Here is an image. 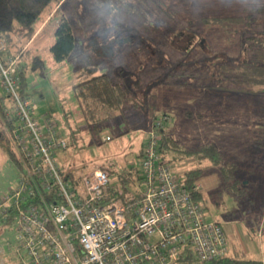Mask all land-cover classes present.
I'll use <instances>...</instances> for the list:
<instances>
[{
	"label": "rangeland",
	"instance_id": "1",
	"mask_svg": "<svg viewBox=\"0 0 264 264\" xmlns=\"http://www.w3.org/2000/svg\"><path fill=\"white\" fill-rule=\"evenodd\" d=\"M160 1L168 13L163 19L168 17L167 20L152 22V27L157 26L155 30L150 28L152 38L139 39L147 44L146 51H151L149 47H152L151 55L142 60V56L129 54L137 62L133 64L124 50L125 55L113 60L114 64L127 60L123 69L119 66L112 71L126 82L129 92L115 124H106L97 134L91 135L90 125L78 107L73 85L76 75L89 67L86 60L92 56L84 50L86 40L77 34L69 57L63 61L54 59L48 38L55 18L32 44L22 48V55L18 57L24 66L25 94L33 107V116L41 122L54 124L57 134L67 142V147L57 154L65 169L87 173L98 167H108L112 172L110 183L117 184L118 175L137 164L138 152L152 119L167 114L172 120L166 132L178 146L190 149L210 143L223 154V163L218 167L222 174L220 187L203 191L201 202L207 219L219 222L242 213L249 216L248 224L260 229V218L264 217V69L239 65L232 72L234 78L228 79L221 65L236 67L240 62L236 60L233 64L232 58H246L244 37L261 32L264 0ZM133 2L136 1L126 0L125 3ZM149 13L154 11L151 9ZM113 15L111 13L109 18ZM241 15L243 23L211 20ZM154 18L152 15L151 19ZM175 38L179 41L175 46L181 50L174 49ZM128 40L121 39L122 42ZM225 56L231 59L227 62ZM5 94L0 75V96ZM4 108L12 112L13 105L5 100L0 109V117L7 119ZM11 131L12 128L9 133L6 130L9 144H13ZM106 135L111 140L102 142ZM192 161L171 160L169 163L176 173L183 175L193 167ZM207 163L204 161L202 166ZM226 164L235 165L234 174H224L222 168ZM22 166V162L11 160L0 142V194L15 187ZM213 168L204 167L202 176L211 173ZM133 186L130 185L132 190ZM15 226V219L0 223V264H23L16 252Z\"/></svg>",
	"mask_w": 264,
	"mask_h": 264
},
{
	"label": "built area",
	"instance_id": "2",
	"mask_svg": "<svg viewBox=\"0 0 264 264\" xmlns=\"http://www.w3.org/2000/svg\"><path fill=\"white\" fill-rule=\"evenodd\" d=\"M15 65L14 57L0 60L1 87L13 103V111L3 113L13 120L11 139L23 168L15 187L0 194V223L16 220L23 264H171L186 248L200 262L229 254L223 225L207 219L192 193L200 185L187 188L160 151L169 115L152 119L137 164L129 169L139 183L124 198L121 188L111 196L108 167L85 173L75 185L57 159L67 142L54 124L33 116L29 100L19 94Z\"/></svg>",
	"mask_w": 264,
	"mask_h": 264
},
{
	"label": "trees",
	"instance_id": "3",
	"mask_svg": "<svg viewBox=\"0 0 264 264\" xmlns=\"http://www.w3.org/2000/svg\"><path fill=\"white\" fill-rule=\"evenodd\" d=\"M59 2L60 0H0V41H3L5 45L4 49L0 50V60L6 62L7 58L10 56L16 58L15 75L18 78V91L22 98H27L25 94L27 84L24 66L18 61V57L22 55V48L25 49L26 45L36 33L38 24L42 19V14L46 10H52L53 6L57 5ZM211 20L223 21L226 22V24H236L238 22L243 23L244 17L242 15L214 17L211 18ZM242 33L244 34V32ZM244 38L246 40L244 43L246 46V58L243 59L238 57L231 59L225 56L227 62L231 59L233 64H235L236 60L240 62V64L236 65V67L234 65L229 66V68H226V64L221 65L225 67L223 73H225L226 78L228 79L234 78V73L232 72L237 70L239 68L237 66L239 65L242 67L251 66L262 70L264 69V25L261 32L258 31V33L248 34V36ZM176 40L177 39L175 38V41L172 44L173 47H175L174 49L178 51V48L181 50V47L175 46V44L179 42ZM74 46L75 37L72 25L66 17H61L53 31V42L50 45V51L56 61H63L69 57ZM101 58L105 57H97V61H94L93 58L89 57L86 60L89 67L82 69L80 73L76 75V81L73 85V91L78 107L82 117L90 125L89 130L91 135L97 134L100 128L106 124H115L117 114L123 110V103L128 99L127 94L129 93L127 87L122 85V83L114 77V72L112 70H105L103 67L102 69L98 67L101 64ZM218 73H221L220 69ZM228 79H226V81H228ZM5 100L11 102L6 94L5 96H0V109L4 105ZM12 121L0 117V142L1 145H4V150L11 160L21 164V160L18 157L13 144H9L6 139V130L9 133V130L14 126ZM168 128L169 124L162 129L160 151L163 157L165 155L168 156V161L175 160L183 162L185 160H193V167L183 173L184 184L187 188L192 189L198 178L202 176L204 167H219V165L223 163V154H221V152L210 143H204L190 149H184V147L178 146V144L174 143L170 133L166 132ZM122 133L123 132H121L120 135ZM204 161L208 163L207 165L202 166L204 165ZM60 167L62 174L65 175L66 178H69L73 184H80L81 177L85 174V170H77L74 168L65 169L64 164H60ZM131 169L134 170L133 167ZM223 169L225 170L224 174L232 175L236 168L234 164H226L225 168H222V170ZM134 172L135 173H132L128 170L126 173L118 175L117 184L110 183L109 191L112 197L115 196L117 190L121 188L124 193L122 198H124L132 190L130 185L139 183L136 171ZM110 175H112L111 171ZM192 193L195 199L199 201L202 200V194L200 192L193 191ZM174 263L264 264V260L249 259L241 253L238 255L228 254L210 262H200L194 257L193 252L189 248H186L185 251L171 264Z\"/></svg>",
	"mask_w": 264,
	"mask_h": 264
},
{
	"label": "crops",
	"instance_id": "4",
	"mask_svg": "<svg viewBox=\"0 0 264 264\" xmlns=\"http://www.w3.org/2000/svg\"><path fill=\"white\" fill-rule=\"evenodd\" d=\"M135 1L126 4V0H60L57 5L53 6L52 10L46 11L45 16L38 24L36 33L27 45L32 44L44 32L48 22L55 18L51 37L48 38L49 45L52 44L53 31L58 20L61 17H66L72 25L74 37L78 34L86 40H84V50L92 56L91 58L105 57L101 58L99 68L114 70L120 66L119 69H123L127 63L126 59H123L124 62H117L116 64H114L116 61L113 60H118V57L125 55L124 50H127L128 57L132 59L133 64L137 62H134L135 58L130 57V55L138 58L142 56V60L147 59V56L153 52L152 47H149L150 43H148L147 47L151 51H146L147 44L141 43L139 39L152 38L150 28L155 30L157 27H152V22H164L168 18L163 19L167 11L160 0ZM151 9L154 11L153 14L149 13ZM111 13L114 14L112 19L109 18ZM152 15L155 16L154 19H151ZM121 39L129 40L122 42ZM163 53L165 54V51ZM96 58L93 60L97 61ZM114 77L126 86V82L122 78H118L115 74ZM164 157L169 160L168 156L165 155ZM220 174L219 168L215 167L211 173L198 178L196 183L200 185L202 199L203 191H211L220 187V179L222 178V174ZM248 219L249 216L241 213L239 216L219 220L230 239L229 255L243 253L246 258L264 260V217L260 218L262 226L261 228L259 226L260 229L257 230L247 223Z\"/></svg>",
	"mask_w": 264,
	"mask_h": 264
}]
</instances>
